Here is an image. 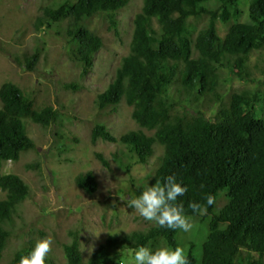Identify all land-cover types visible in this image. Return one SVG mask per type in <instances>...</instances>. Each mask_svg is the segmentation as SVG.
I'll return each instance as SVG.
<instances>
[{"label": "trees", "instance_id": "trees-1", "mask_svg": "<svg viewBox=\"0 0 264 264\" xmlns=\"http://www.w3.org/2000/svg\"><path fill=\"white\" fill-rule=\"evenodd\" d=\"M213 2L215 8L209 6ZM127 4L128 0H62L43 8L34 26L65 39L70 57L86 75L103 45L88 20L106 13L116 31L118 11ZM243 13L239 0H144L135 18L130 52L113 81L95 99L100 114L115 113L125 102L140 126L119 139L105 122L92 128L93 144L99 139L123 143L125 148L115 153L120 167L131 172L132 164L125 159L147 163L159 145L163 154L150 176L152 185L175 174L188 189L179 201L189 213V202H203L205 195H215V204L208 206L204 215L193 216L207 221L208 233L185 248L189 264H264V90L231 93L228 104L218 109L214 119L199 110H176L181 100L198 101L214 95L220 101L222 69L242 79L250 76V55L264 48V0H251L250 21H239ZM204 17L208 19L204 27L191 21ZM218 22L226 26L232 22L224 35L219 33ZM45 45L41 43L17 61L23 62L27 71H34L41 57L47 58ZM64 87L81 89L76 82ZM60 119L57 107H36L35 100L18 84L7 81L0 86V189L5 192L0 200V260L13 235L19 208L31 196V188L21 176L3 173V164L18 161L23 152L36 147L29 122L47 129L63 125ZM58 136L67 138L64 133ZM97 156L109 166L101 154ZM75 182L87 194L98 189L93 171L80 173ZM145 188H135V192L139 195ZM180 231L154 223L142 230L113 233L87 261L79 234L72 233L64 253L68 264H116L124 250L180 245ZM34 246L30 241L17 249L8 264H18L21 255ZM47 264L52 263L47 260Z\"/></svg>", "mask_w": 264, "mask_h": 264}, {"label": "rangeland", "instance_id": "rangeland-1", "mask_svg": "<svg viewBox=\"0 0 264 264\" xmlns=\"http://www.w3.org/2000/svg\"><path fill=\"white\" fill-rule=\"evenodd\" d=\"M61 1L0 0V86L7 81L18 84L35 100L36 107L46 104L57 107L63 122L61 126L53 125L47 129L29 122L36 147L23 152L18 161L3 164V173L21 176L30 186L31 196L19 208L13 235L0 264H8L14 252L23 245L30 241L36 244L49 235L54 242L47 260L52 264H68L64 244L72 240V233L79 234L84 261H87L91 256L89 250L96 249L110 234L142 230L154 224L129 208L126 200L138 196L135 188L152 185L150 176L160 163L163 148L155 145L154 154L145 164L136 159H125L132 164L131 172H127L115 159V153L125 148L123 143L102 139L96 144L91 142L92 128L100 121L105 122L118 139L129 131L140 129L131 115L132 108L125 102L115 113L100 114L95 99L113 81L122 59L130 52L135 18L141 12L144 0H128L127 6L118 11L116 31L106 13L88 20L89 28L101 37L103 45L96 52L92 69L86 75L81 74V66L70 57L65 39L53 31H38L34 26L43 8ZM250 2L239 0L244 12L239 21H250ZM209 6L215 8L217 3ZM191 21L204 27L208 19ZM231 23L226 26L218 22L219 33L224 35ZM43 42L47 58L42 56L36 69L27 71L23 62L20 64L17 59L24 60L26 54L33 53ZM248 72L250 76L242 79L222 69L223 81L218 89L220 101L214 95L198 101L181 100L176 110H199L214 119L218 109L228 104L231 93L264 90V48L251 53ZM70 82H76L81 89H66L64 84ZM172 93L176 99L180 97L174 89ZM58 133H64L67 138L61 139ZM61 144L65 146L60 149ZM97 154L108 160L109 166H105ZM88 171H93L98 181V189L92 195L75 182L80 173ZM119 194L125 200H120ZM4 197L5 192L0 189V200ZM206 223L193 217L191 230L180 231L178 235L180 245L185 249L191 240L202 241L208 233ZM95 232H100L98 237ZM135 251L121 253L123 264H134ZM116 262L119 264V260Z\"/></svg>", "mask_w": 264, "mask_h": 264}, {"label": "clouds", "instance_id": "clouds-1", "mask_svg": "<svg viewBox=\"0 0 264 264\" xmlns=\"http://www.w3.org/2000/svg\"><path fill=\"white\" fill-rule=\"evenodd\" d=\"M187 190L183 182L172 174L166 176L163 182L157 180L154 185L146 187L138 196L127 198L126 203L144 220L153 222L159 227L189 232L192 228L193 216L204 215L207 207L215 204L216 197L209 193L205 195L203 202L195 200L189 202V213L179 201V197ZM120 200H125V197L120 195ZM99 234L100 232H95L97 237ZM53 242V237L50 235L38 240L30 251L21 255L18 264H47ZM91 251L92 249L89 250V255ZM133 259L134 264H189L185 249L180 245H164L155 249L140 246L135 251ZM119 264L123 262L120 260Z\"/></svg>", "mask_w": 264, "mask_h": 264}]
</instances>
